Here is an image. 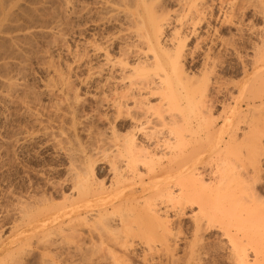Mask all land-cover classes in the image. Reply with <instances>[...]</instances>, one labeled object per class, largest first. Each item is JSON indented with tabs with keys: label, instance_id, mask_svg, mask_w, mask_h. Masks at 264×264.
<instances>
[{
	"label": "bare ground",
	"instance_id": "obj_1",
	"mask_svg": "<svg viewBox=\"0 0 264 264\" xmlns=\"http://www.w3.org/2000/svg\"><path fill=\"white\" fill-rule=\"evenodd\" d=\"M78 1L76 12L73 0H0V106L15 108L32 130L18 131L15 144L40 136L67 162L62 179L43 180L41 194L16 197L13 251L73 254L79 264H178L187 217L185 264H204L212 231L227 264H264V200L251 187L241 193L232 176L214 179L219 166L230 173L234 167H214L211 154L237 142L239 128L225 132L227 118L217 128L215 101L206 94L240 99L245 83L250 94L264 90V0ZM56 3L63 12L52 10ZM247 12L262 20L261 30L244 25ZM73 17L89 18L101 32L80 39L71 55L65 34ZM214 17L216 28L208 22ZM246 41L251 56L241 55ZM64 49L74 70L99 62L79 81L90 90L83 97L70 79L72 65L58 69L53 52ZM36 54L52 77L43 89L46 105L24 83ZM239 74L243 87L232 82ZM122 121L129 125L123 134ZM67 239L72 247L64 246Z\"/></svg>",
	"mask_w": 264,
	"mask_h": 264
},
{
	"label": "rangeland",
	"instance_id": "obj_2",
	"mask_svg": "<svg viewBox=\"0 0 264 264\" xmlns=\"http://www.w3.org/2000/svg\"><path fill=\"white\" fill-rule=\"evenodd\" d=\"M73 1L75 2L74 7H77L75 8L76 11V9H78L80 1L78 2L77 0H73ZM54 5H56L57 8L53 7L52 10L55 9L53 11H58L56 12L58 14L59 12H63L62 11L63 9L61 8H60L61 10L59 9L60 11L56 10L59 8L57 3ZM169 10H171V8ZM62 15L64 14L62 13ZM212 15L216 16V13L213 11ZM208 17H210L209 12L207 18ZM88 21L89 18L86 19L74 18V17L73 19L70 18L68 22L69 26L67 25L68 31L67 34H65L66 38L64 37L66 39L65 46L67 47V50L70 51L69 54L72 53L71 55H73V53L76 51L79 44L78 41H80V39L91 38L92 35L101 32L100 30L93 28L89 23H87ZM205 22L207 23V21ZM208 22L211 23V27L214 26L215 28L217 27L215 23V17L213 19L211 18V20H208ZM243 22L244 25L255 27L256 30L262 29V20L252 15L251 12H247L245 14V16L243 17ZM199 29H202L201 31L199 30V34L202 35L203 34L202 32H204L205 29V24L203 23L201 27H199ZM234 33H235L234 30H231V34L233 35ZM220 35H223V33L218 31V36ZM246 37L247 36H245L244 38L246 39ZM37 42L39 44L37 43L38 46L36 47H40L43 50L44 48L42 47L43 43H40L39 40ZM193 44H194V39L193 41L191 40L188 43L189 50L193 46ZM243 44L244 45L241 44V55L251 56L252 55L251 53L253 51L250 49L249 43H247L246 41V43L244 42ZM40 48H37V50ZM42 50H40L39 52L41 53ZM65 51H59L56 53L53 52V56L55 58L57 56H59L60 58L59 59L60 68L58 69L59 70L62 69L64 72H65L64 66L66 64L72 65L71 62L73 61L72 60L73 56L67 54V51L65 53ZM62 52H64L65 54H63ZM216 52L215 55H217ZM39 54H36L38 56L36 58L33 56L30 62L31 64L28 63L27 72L26 74H24L26 75L24 76V81H25L24 83H26V87L29 86L27 89H29L32 94L30 92L29 93L33 96L35 95V97H37L40 100L42 105L43 104L46 105L48 103V100L44 95L43 89L45 85L51 83L50 79H52V77H50L51 73L48 74L46 73V70H44L46 69L45 68L46 66L44 65L43 67V64L45 63L39 60L41 59L39 58L40 57ZM59 54L61 55V57ZM200 55L201 54H199L198 57H200ZM200 58L198 59L196 58L197 65L193 67V72L194 71L196 73L200 72L198 65L200 64L199 63ZM95 61H92L94 62L93 64L92 62L90 63L92 65L88 64L87 67H85V69L83 68L80 70H74L73 67L74 65L71 66L73 72L71 71L70 79L72 81L74 89L78 91V94L81 97L84 96L86 91H90V90L86 87L80 86L79 81L80 79H83L85 77L87 72L86 70L87 68H89V66L95 67L98 65L99 63L97 62L98 60ZM39 63L42 65H40ZM62 70L60 71L63 72ZM217 74L219 75V72H217ZM232 79H231L232 82L234 81V83L236 82V84H240L242 87H243L242 83L244 81L247 82L246 78L243 77L241 74L237 75L236 77H233ZM249 85L251 87V84ZM249 85L245 83L244 86L246 89L248 86L249 89ZM248 89L245 90L246 92L243 95H241L242 98L240 97V99L239 96L235 95V93L233 94L234 96L233 98L227 94L216 95L212 90H211L212 92L209 91L208 93H206L210 98L209 100L213 99V101H215L214 108L211 111V119L212 121L215 122L217 128L223 125L224 121L222 120L226 118L228 124L226 122L225 132L227 131L228 133L235 130L236 127H237L236 129L239 128L237 131V138H238L237 142L234 141L235 143L232 142L229 146L223 148L224 150H221V152H218L216 155H214L215 157L212 156L213 154H211L212 164H214L213 165L214 167H218L217 165H220L221 161H226V163H228L229 161L231 162L230 165H232V168L234 167L232 172L230 173L229 171H227L226 168L224 169L223 172L222 169L223 167L221 168V166H219L217 171L218 173L217 172L216 174L214 173L213 177L214 179L216 178L217 181L221 177H223V175L225 177L232 176V182H231L232 185L240 184L239 190L241 191V193L246 189H248V187L249 188L251 187V189H254V192L258 195V197L260 196V199L264 200V107H260L259 100H257L259 99L260 96H262V99L264 98L263 97L264 90H261L262 91L261 93L260 92L256 93L255 92L256 90L253 88L251 89V94H250L249 91L250 89L249 90ZM244 99L247 101H245ZM234 100L236 101L233 103ZM239 101L241 103H239ZM86 108L85 111L88 112L90 108L89 104H87ZM14 110L15 108L12 107L6 108L4 110L3 107L0 106V242H2V244L0 243L1 244L0 264H18V263L20 264H43V263L44 264H79L78 257H74L73 254H71L72 255L71 257V255L67 256L64 255V253L62 254L57 253L58 255L55 253L53 255L52 253V255L47 254L48 256L45 255L42 258V257H38V255L36 256L35 254L32 256V254L31 255L24 254L21 253L20 251L18 253L17 250L16 251L18 253L17 255V253L13 251L15 249L13 245H10L11 244L10 242H12L10 240L12 238L9 232L12 222V216L14 213V206H15L14 204L16 197L25 196L27 194L32 195L34 193L36 195L41 194L44 191L45 180L49 178H51V180L62 179L65 175L64 169L67 165L66 160H64L61 156L56 154L55 150H53V146L47 143L44 140L45 138L41 139L40 136H36L37 138L35 137V139H33L27 145L19 146L15 144L17 143L16 141H18L22 137V134L19 133L21 130L22 133L26 131L32 132V130L29 129L31 128L30 127L31 125L29 124L31 122L29 121V119L20 115L19 111H17L18 112L17 113ZM118 124H120L121 126L120 133L121 134L125 133L126 132L125 129L127 130L129 126L128 123L122 121L119 122ZM98 129L102 130V125L99 124ZM224 137H226V135H224ZM209 141H211L212 143L211 139H209L208 142L206 141V145L208 143L207 149L210 148V145L212 146V144H210ZM216 160L218 161V163ZM213 177L211 176L209 180L213 179ZM233 177L235 179H233ZM212 181L214 182V180ZM247 193H249V190L248 192L246 191V193L243 194L245 195ZM186 214L189 215V209L186 210ZM181 221H182V225H181L182 228L180 231L181 233H179L178 235L179 242H178V247H177L178 249L176 256L180 260L178 264H185V260H187L186 259L188 252L187 242H189V232H190L189 230L191 223L187 217H183ZM209 234H210L209 235L210 238L208 236L209 238L208 242L210 246L208 248L207 251L208 254L205 257L204 264H227L228 262L225 258L226 252L219 250L218 248L219 241L215 240V235H217V233L212 231ZM67 240L64 241L63 243L64 246L69 245L70 247H72L74 244L72 246L70 244H72L73 239H67ZM19 254L22 256H19ZM25 255L28 256L25 257ZM153 260H151L152 262L150 261L149 264H156L158 262L157 259L155 261Z\"/></svg>",
	"mask_w": 264,
	"mask_h": 264
}]
</instances>
